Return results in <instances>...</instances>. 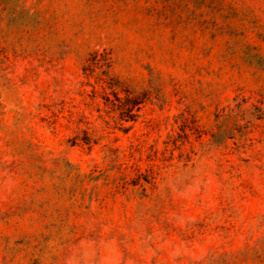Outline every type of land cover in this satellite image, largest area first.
Listing matches in <instances>:
<instances>
[{"label": "rangeland", "instance_id": "1", "mask_svg": "<svg viewBox=\"0 0 264 264\" xmlns=\"http://www.w3.org/2000/svg\"><path fill=\"white\" fill-rule=\"evenodd\" d=\"M0 264H264V0H0Z\"/></svg>", "mask_w": 264, "mask_h": 264}]
</instances>
